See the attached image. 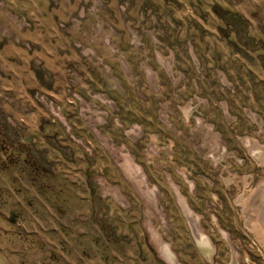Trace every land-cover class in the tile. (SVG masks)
<instances>
[{"label":"rangeland","instance_id":"374dc122","mask_svg":"<svg viewBox=\"0 0 264 264\" xmlns=\"http://www.w3.org/2000/svg\"><path fill=\"white\" fill-rule=\"evenodd\" d=\"M0 264H264V0H0Z\"/></svg>","mask_w":264,"mask_h":264},{"label":"flooded vegetation","instance_id":"af4514ba","mask_svg":"<svg viewBox=\"0 0 264 264\" xmlns=\"http://www.w3.org/2000/svg\"><path fill=\"white\" fill-rule=\"evenodd\" d=\"M258 192V191H257ZM194 221V220H193ZM197 225H196V222L194 221V224H193V228H194V230H196V234H197V236H198V244H199V247H200V249H202V250H204L203 252L204 253H206L207 255H209L210 254V252H211V250H212V248L211 247H209V246H207V244H208V240L206 239V236L202 233V232H200V230H199V228L198 227H196ZM201 233V234H200ZM200 238V239H199ZM212 253V252H211Z\"/></svg>","mask_w":264,"mask_h":264},{"label":"bare ground","instance_id":"6f19581e","mask_svg":"<svg viewBox=\"0 0 264 264\" xmlns=\"http://www.w3.org/2000/svg\"><path fill=\"white\" fill-rule=\"evenodd\" d=\"M249 198V197H248ZM247 207H249V206H247ZM256 208V207H255ZM258 209H260V208H258ZM246 211V210H245ZM256 213H257V211H256ZM252 214V213H251ZM253 217V216H252ZM254 218V217H253ZM253 220V219H252ZM256 221H257V219H256ZM258 223V222H257ZM262 228V227H261ZM258 230V229H257ZM206 239H207V237H206ZM208 240V239H207ZM212 252V251H211ZM211 252H210V254H211ZM210 254L208 255V256H210Z\"/></svg>","mask_w":264,"mask_h":264}]
</instances>
